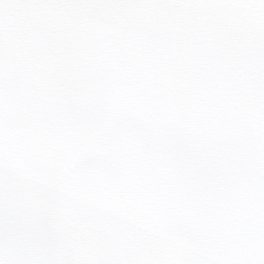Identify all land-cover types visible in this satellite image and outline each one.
<instances>
[{"label":"snow or ice","instance_id":"6c2138e0","mask_svg":"<svg viewBox=\"0 0 264 264\" xmlns=\"http://www.w3.org/2000/svg\"><path fill=\"white\" fill-rule=\"evenodd\" d=\"M0 264H264V0H0Z\"/></svg>","mask_w":264,"mask_h":264}]
</instances>
